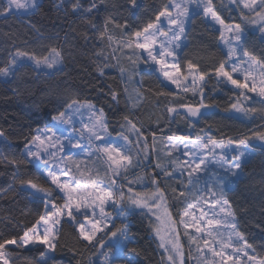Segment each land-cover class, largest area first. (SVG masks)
Wrapping results in <instances>:
<instances>
[{"label":"snow or ice","instance_id":"6c2138e0","mask_svg":"<svg viewBox=\"0 0 264 264\" xmlns=\"http://www.w3.org/2000/svg\"><path fill=\"white\" fill-rule=\"evenodd\" d=\"M44 7L43 0H3L0 18L31 17ZM120 7L128 17L110 12L108 0H51V8L62 10L65 19H80L103 44L93 52L95 71L105 77L116 69L124 87L93 90L114 113L120 112L122 99L125 110L110 121L103 106L79 92L40 87V102L33 106L52 104L44 127L22 132V147L0 127V165L8 176L0 185V200L25 202L21 215L32 216L28 222H17L10 213L0 217V264H85V252L91 253L86 264H95L92 257H103L101 264H135L128 252H135L130 218L136 215L149 219L166 264H186L182 235L196 264H264V243L257 245L241 227L240 214L249 209L234 206L231 195L249 180L252 160L264 156V48L258 51L250 39L258 32L264 46V0H166L153 18L139 24L141 0H125ZM224 10L238 13L240 22L226 21ZM197 20L218 33L223 45L221 58L207 68L181 61ZM27 23L41 38L61 39L60 31L45 37L31 19ZM5 36L11 46L0 61V85L17 98L35 96L29 85H37L41 74L63 75L65 46L69 56L75 48L67 31L64 45L49 46L39 55L28 50L27 40ZM84 38L89 39L87 32ZM141 63L148 75H157L158 89L135 79ZM28 69L36 80L24 79ZM128 84L136 86L130 91ZM223 89L233 92L222 109L225 118L253 127L234 135L217 127L219 134H210L214 125L209 121L220 114V105L210 102L209 94ZM150 97L156 98L157 111L160 98L165 103L159 115L149 114L146 125L138 113ZM181 122L195 131L194 137L165 134V128L171 131ZM258 199L262 219L256 227L264 232V190ZM27 205L35 206L34 215ZM65 226L72 230V244L65 240Z\"/></svg>","mask_w":264,"mask_h":264},{"label":"trees","instance_id":"16d2710c","mask_svg":"<svg viewBox=\"0 0 264 264\" xmlns=\"http://www.w3.org/2000/svg\"><path fill=\"white\" fill-rule=\"evenodd\" d=\"M3 0H0L2 3ZM44 9L39 15L17 18L15 16L9 17L8 19L0 18V61L6 59L5 49L11 46V40L5 33L16 34L22 40L28 41V50L35 51L38 55L44 54L46 48L49 46H61L64 45L63 37L64 32L69 33V41L71 44L75 45L72 50V55H68V48L65 46V72L63 75H58L52 78L41 74L39 78V83L35 86H31V91L35 92V96L30 94H25L23 98H17L12 95L10 89L5 86L0 85V127L5 128L11 133V140L16 146H23L24 139L23 135L29 133L31 130L37 127H44L46 121L45 112L50 110L52 104L45 101L40 104L39 108L33 106V101L39 104L41 95L39 92L40 87H48L56 89L59 86V91L63 94L65 89L71 91L79 92L81 98H90L97 102L98 106H103L106 113L108 114L110 121H115L122 115L125 110V104L123 99L119 106L120 112L118 114L114 113V110L109 108L108 101L103 96H98L97 92L93 90L94 88L103 87L104 91H107L108 85L113 88L122 89L124 84L121 82L118 71L116 69L108 70L105 77H99L95 71V66L93 61L96 57L93 56V52L103 47V44L95 38V34L87 29V26L77 17L69 16L65 19L63 16V11L57 12L55 9L51 8V0H43ZM166 2V0H141L143 7L138 13L137 23L146 22L150 18L154 17V14L161 6ZM109 11L116 13L117 11L124 17H128L129 13L121 8V5L125 4V0H108ZM116 5V8H112L111 5ZM227 4V2H225ZM106 13H101L100 23L102 24L103 15ZM223 15L226 21L229 22H240L238 13H229L224 10ZM31 19L33 23H36L41 31L45 33V37L52 35L55 31H60V40L41 38L37 33L32 32L27 21ZM58 25L59 27H54ZM63 29L62 31L60 29ZM249 28V27H248ZM250 29V28H249ZM74 30V31H73ZM87 32L89 39L85 41L84 33ZM250 39L255 43L257 50L260 51L264 46L259 44V33L251 32ZM17 44L21 47H25L21 43V40H17ZM187 47L183 49L181 53V61L192 60L195 63L200 64L202 67H210L215 61L219 60L222 55L223 45L219 41L218 33L208 29L206 25L197 20L193 30L189 33L187 40ZM124 65L127 67V61H123ZM138 71L140 73L135 79L139 81L141 77L144 81V87L158 89L160 87L157 75H148V67L141 63L138 66ZM26 81L36 80V74L28 69L24 76ZM91 86V87H90ZM135 84H128L129 90L131 91ZM211 87V85H210ZM171 88V87H170ZM173 89V88H171ZM233 96V92L228 91V89L219 90L209 94V101L215 102L220 105V114L213 117L210 123H213V129L210 134L218 135L217 127L221 128L228 135H234L238 132H244L248 128L253 127L247 121L241 122L240 120H229L225 118L222 111L224 107L229 103L230 97ZM49 99L54 100L55 97H50ZM154 97H150L149 101L145 103L143 109L138 113L140 118L144 121L146 125L151 124L149 120V114L156 112L159 115L163 111V105L165 103L164 98H160L161 106L159 111L154 109L153 105L155 103ZM191 99V97H190ZM155 117H153L154 119ZM260 123V121H257ZM163 127V121L161 122ZM152 127H155L152 124ZM198 127H204L200 124ZM171 131L165 128V134L176 135L181 134H191L195 136V131H192L186 127V125L181 122L179 125L173 124L170 126ZM157 135H160L159 129H157ZM259 152V148H257ZM141 170H137L140 172ZM7 170L3 165H0V185L5 184L8 179L6 174ZM247 173L249 174V180L241 185L240 188L232 195L234 201V206L249 209L248 213L241 212L240 223L243 230L249 234V238H254L257 245L264 243V232H261L256 224L262 219L260 201L258 199L260 191L264 190V186L261 185V179L264 178V156L257 155L247 168ZM169 184L175 186V181ZM171 195V194H170ZM247 197V199H245ZM170 203H174L170 199ZM25 207V202L12 203L11 199L0 200V217L5 214L10 213L16 218V221L28 222L32 219V216L21 215L22 210ZM29 209H32L33 215L35 214V206L27 205ZM175 212V209L173 210ZM117 225H119V220H117ZM15 227V223L13 224ZM131 235L135 240V252L129 249L128 254L132 256L135 264H166V260L162 261L163 250L158 247V240L155 238L153 232L151 231L149 219L145 216L136 215L130 218ZM0 229H3V225L0 224ZM18 230V229H16ZM65 240L72 244L74 243L72 239V230L67 226L64 228ZM186 245L187 240L186 237ZM188 251V246H187ZM25 255L38 256V253ZM61 255H68L62 253ZM90 252H85V264L86 258L90 256ZM192 255H195L193 252ZM95 264H101L102 257H92ZM17 264H24L23 260H18ZM186 264H196L195 260L186 259Z\"/></svg>","mask_w":264,"mask_h":264},{"label":"rangeland","instance_id":"374dc122","mask_svg":"<svg viewBox=\"0 0 264 264\" xmlns=\"http://www.w3.org/2000/svg\"><path fill=\"white\" fill-rule=\"evenodd\" d=\"M225 2H227V0H225ZM250 29H253V27L254 26H252V25H249L248 26ZM186 43H187V41H186ZM253 143L254 144H256V143H258V142H256V141H253ZM119 182V181H118ZM171 183H173V181H170ZM183 232V229L181 228V233ZM181 239H182V242L185 244V249H184V251H185V260L188 258V251H187V245H186V241H185V238L183 237V235L181 236ZM102 259H103V257H102Z\"/></svg>","mask_w":264,"mask_h":264},{"label":"crops","instance_id":"0c3cea01","mask_svg":"<svg viewBox=\"0 0 264 264\" xmlns=\"http://www.w3.org/2000/svg\"><path fill=\"white\" fill-rule=\"evenodd\" d=\"M171 88L175 89V86L174 85H170Z\"/></svg>","mask_w":264,"mask_h":264}]
</instances>
